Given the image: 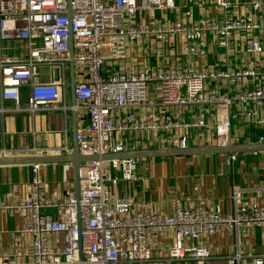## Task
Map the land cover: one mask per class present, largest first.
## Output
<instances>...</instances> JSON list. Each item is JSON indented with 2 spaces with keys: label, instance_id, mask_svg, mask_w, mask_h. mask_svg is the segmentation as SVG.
I'll use <instances>...</instances> for the list:
<instances>
[{
  "label": "built area",
  "instance_id": "1",
  "mask_svg": "<svg viewBox=\"0 0 264 264\" xmlns=\"http://www.w3.org/2000/svg\"><path fill=\"white\" fill-rule=\"evenodd\" d=\"M214 3L221 9L220 20L184 26L162 25L155 16L157 11L173 7V0H0V41L16 39L26 47L25 55L0 57V96L18 103L19 87L27 84L26 109L30 113L44 107L67 109L58 103L69 87L70 38L74 97L87 113V121L75 132L81 155L125 152L128 147L121 135L130 132H178L159 139L165 147H186L193 128L209 133L216 146H226L229 141L234 145L264 143V132L257 130L264 126V85H255L264 80V0ZM243 6L248 11L237 14L236 7ZM139 13L147 15L146 22L134 20ZM239 32L254 36L249 40L253 60L248 64L227 63L225 69L213 72L191 65L167 71L131 64L110 69L106 65L125 60L130 44L148 37L162 42L176 37L192 41L186 53L204 56L209 34L227 53ZM42 67L57 68L58 80L40 82L37 77ZM217 78L224 79L232 90L208 86V80ZM246 104L252 108H245ZM180 105L200 109L185 119L173 113L172 108ZM147 106L156 111L151 110L144 120L138 118L135 111ZM123 108L128 111L120 118L118 111ZM208 115L214 117L213 123ZM242 116L252 121L250 139L231 133L228 138L232 121ZM137 164V158L80 164L78 201L71 195L60 203L47 201L38 178H33L28 198L0 205V212L26 214L28 224L19 232L31 238L29 260H17L19 253H0V264H150L154 239L169 231L168 261L194 259L200 263L209 253L203 245L193 243L203 238L228 232L246 239L254 228L264 235V204L254 201L240 202L234 213L223 215L218 206L185 195L174 202L173 213L166 215L152 212L145 201L113 198L109 186L137 180ZM239 196L235 189L233 198ZM46 208L56 209L60 216L53 217ZM240 259L236 252L230 262L237 264ZM254 264L263 262L256 259Z\"/></svg>",
  "mask_w": 264,
  "mask_h": 264
},
{
  "label": "crops",
  "instance_id": "2",
  "mask_svg": "<svg viewBox=\"0 0 264 264\" xmlns=\"http://www.w3.org/2000/svg\"><path fill=\"white\" fill-rule=\"evenodd\" d=\"M174 6L157 11L155 16L162 25L190 26L206 19H221V9L214 0H173ZM236 13H245L247 7H236ZM135 21L146 22L147 15L139 13ZM253 35L239 32L234 37V44L226 51L214 43L211 35L205 39L210 45L204 56L186 53V46L192 41L180 37L162 42L155 37H148L130 44V51L125 60L106 63L108 68H125L128 64L136 68H148L152 71H167L170 67L182 70L192 66L197 70L213 72L223 70L227 63H249L253 55L249 50V40ZM254 37V36H253ZM25 43L16 39L0 41V57L25 55ZM264 57V55H262ZM37 79L49 82L53 79L51 70L39 69ZM208 86L225 92L232 90L224 79H210ZM255 84V83H254ZM264 85V80L256 82ZM30 86L19 87V101L3 99L0 96V156L7 157H49L48 162L31 169L30 164L0 165V205L15 203L29 197L32 180L37 177L40 190L46 200L60 203L70 195L76 198V180L72 159L76 147L75 132L87 121V113L81 107L82 102L73 99L69 87L65 89L59 105L67 109L52 110L47 107L33 113L27 111ZM18 105V109L16 106ZM76 106V107H75ZM245 108H252L246 104ZM200 109L199 106L180 105L172 108L173 113L185 119ZM156 111L147 106L137 109L138 118L144 120L147 114ZM128 109L118 111V116ZM158 118L156 117L155 120ZM209 122L214 117L207 116ZM251 119L242 116L232 121L231 135L247 141L253 129ZM264 132V126L257 129ZM176 131H163L159 134L150 132L124 133L122 140L128 150H142L165 147L159 139L164 136L177 135ZM186 147L212 145V138L203 129H191L187 135ZM62 159H66L62 161ZM264 152L239 153L234 159L228 154H204L187 157L140 158L136 168L137 180L120 181L110 185L113 198L132 199L134 202L145 201L150 210L158 214L171 215L174 202L182 197L201 198L210 206H218L223 215L235 212L240 202H257L264 204ZM239 189L240 196L235 200L233 192ZM135 210V209H134ZM45 211L57 218L59 212L54 208ZM28 224L24 213L0 212V253L12 255L19 253L20 262L29 260L30 236L20 233L19 229ZM59 246V238L54 237ZM237 238V239H236ZM20 243L21 246L14 245ZM193 244L203 245L209 256L200 263L194 259L169 260L168 249L171 245L170 231L164 237H156L153 242V256L150 264H232V256L238 252L241 259L237 264H254L261 259L264 264V235L260 228H254L248 238L236 237L233 233L215 234ZM237 245V246H236Z\"/></svg>",
  "mask_w": 264,
  "mask_h": 264
},
{
  "label": "water",
  "instance_id": "3",
  "mask_svg": "<svg viewBox=\"0 0 264 264\" xmlns=\"http://www.w3.org/2000/svg\"><path fill=\"white\" fill-rule=\"evenodd\" d=\"M69 52H70V61H69V73H70V90L74 97V90L76 86V80L74 77V66H73V48L71 39L69 38ZM48 69L46 67L40 68ZM49 70V69H48ZM53 74V79L58 80L59 72L58 69L51 70ZM228 138H230V132L228 133ZM256 153V152H264V143H248V144H232L230 141L226 146H216V145H209V146H199V147H158V148H151V149H142V150H130L125 152L119 153H111V154H103V155H88L84 156L81 155L78 151V147L76 144L74 154L72 159L66 160L62 159V161H70L74 167L75 173V180H76V200L79 199V167L80 164L87 162V161H95V160H113V159H125V158H170V157H187V156H194V155H204V154H228L231 156L232 154H239V153ZM49 157H7V156H0V165H8V164H30L31 169H34L35 165L48 162ZM78 210V225H80L79 221V205L77 204Z\"/></svg>",
  "mask_w": 264,
  "mask_h": 264
},
{
  "label": "rangeland",
  "instance_id": "4",
  "mask_svg": "<svg viewBox=\"0 0 264 264\" xmlns=\"http://www.w3.org/2000/svg\"><path fill=\"white\" fill-rule=\"evenodd\" d=\"M110 63H111V61H110ZM211 143H212V145H214V144H215V142H214V141H212ZM261 166H264V164L262 163V164H261Z\"/></svg>",
  "mask_w": 264,
  "mask_h": 264
}]
</instances>
